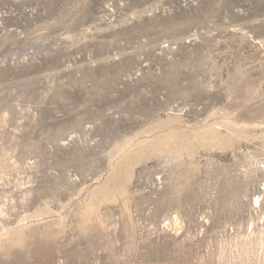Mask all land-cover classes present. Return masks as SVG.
<instances>
[{
	"label": "rangeland",
	"instance_id": "rangeland-1",
	"mask_svg": "<svg viewBox=\"0 0 264 264\" xmlns=\"http://www.w3.org/2000/svg\"><path fill=\"white\" fill-rule=\"evenodd\" d=\"M0 264H264V0H0Z\"/></svg>",
	"mask_w": 264,
	"mask_h": 264
}]
</instances>
